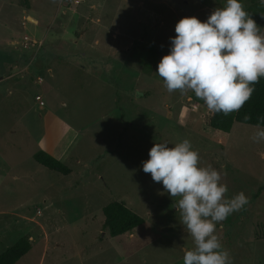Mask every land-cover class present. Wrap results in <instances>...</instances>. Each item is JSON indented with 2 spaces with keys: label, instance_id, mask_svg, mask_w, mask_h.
<instances>
[{
  "label": "rangeland",
  "instance_id": "1",
  "mask_svg": "<svg viewBox=\"0 0 264 264\" xmlns=\"http://www.w3.org/2000/svg\"><path fill=\"white\" fill-rule=\"evenodd\" d=\"M27 1L0 0V253L27 237L31 247L14 264H183L194 243L180 223L179 197L142 164L153 143L188 139L200 166L220 172L229 198L241 191L249 198L216 225L232 264H264L257 125L209 127L190 91L169 93L156 73L176 22L206 21L226 0ZM257 25L264 33V17ZM23 35L41 42L36 54L22 48ZM37 75L43 82L34 83ZM36 93L46 103L41 113ZM52 116L70 125L68 174L32 157ZM111 200L143 223L109 235L102 207Z\"/></svg>",
  "mask_w": 264,
  "mask_h": 264
},
{
  "label": "clouds",
  "instance_id": "2",
  "mask_svg": "<svg viewBox=\"0 0 264 264\" xmlns=\"http://www.w3.org/2000/svg\"><path fill=\"white\" fill-rule=\"evenodd\" d=\"M174 30L170 51L161 57L156 71L166 90L194 92L211 115L238 112L264 77V33L240 0H226L203 22L195 16L182 17ZM252 139L264 140L259 123ZM142 169L162 183L171 198L179 197L180 223L194 243L184 250L183 264H232L216 225L243 209L249 202L245 193L229 198L220 172L211 165L200 166L199 152L188 139L171 147L167 142L153 143Z\"/></svg>",
  "mask_w": 264,
  "mask_h": 264
},
{
  "label": "trees",
  "instance_id": "3",
  "mask_svg": "<svg viewBox=\"0 0 264 264\" xmlns=\"http://www.w3.org/2000/svg\"><path fill=\"white\" fill-rule=\"evenodd\" d=\"M25 6L29 7L28 1L24 0ZM244 10L251 15V18L258 24L264 17V3L261 0H249ZM255 91L250 100L238 112H232L225 116L222 113L211 115L204 102L198 99L194 92L190 91L191 99L199 103L207 111V125L213 129L228 132L234 122H242L252 125L264 126V77L254 85ZM245 115L249 119H245ZM33 159L39 164L57 171L62 174L70 173V168L49 154L39 149L32 154ZM103 227L107 229L109 235L116 236L125 232H131L132 229L143 223V218L127 207L124 202L111 200L102 207ZM31 247L27 237H20L12 245L6 247L0 253V264H14Z\"/></svg>",
  "mask_w": 264,
  "mask_h": 264
},
{
  "label": "crops",
  "instance_id": "4",
  "mask_svg": "<svg viewBox=\"0 0 264 264\" xmlns=\"http://www.w3.org/2000/svg\"><path fill=\"white\" fill-rule=\"evenodd\" d=\"M43 111H45V108L44 110H39L40 113ZM45 125L46 127L39 143V149L48 152L64 163L70 157L68 153L71 141L65 138L69 133L70 125L63 119L55 116L50 117Z\"/></svg>",
  "mask_w": 264,
  "mask_h": 264
},
{
  "label": "built area",
  "instance_id": "5",
  "mask_svg": "<svg viewBox=\"0 0 264 264\" xmlns=\"http://www.w3.org/2000/svg\"><path fill=\"white\" fill-rule=\"evenodd\" d=\"M79 0H76V2H78ZM41 46V42L36 40L35 38L32 39L30 36L28 35H23L22 37V48L25 50H29L32 52H37L38 49ZM36 54V53H35ZM34 83L39 84L41 82H43V77L40 75L35 76V78L33 79ZM34 100L36 102V107L38 110H44L46 103L45 100L43 99V96L40 93H36L34 95ZM36 214L39 215L40 214V210L37 209L36 210Z\"/></svg>",
  "mask_w": 264,
  "mask_h": 264
},
{
  "label": "water",
  "instance_id": "6",
  "mask_svg": "<svg viewBox=\"0 0 264 264\" xmlns=\"http://www.w3.org/2000/svg\"><path fill=\"white\" fill-rule=\"evenodd\" d=\"M28 18L32 21H36L35 19H33L31 16H28ZM209 112V111H208Z\"/></svg>",
  "mask_w": 264,
  "mask_h": 264
}]
</instances>
